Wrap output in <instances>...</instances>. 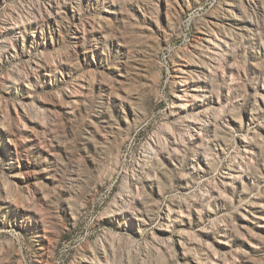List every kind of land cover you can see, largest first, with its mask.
<instances>
[{
	"label": "rangeland",
	"instance_id": "374dc122",
	"mask_svg": "<svg viewBox=\"0 0 264 264\" xmlns=\"http://www.w3.org/2000/svg\"><path fill=\"white\" fill-rule=\"evenodd\" d=\"M0 264H264V0H0Z\"/></svg>",
	"mask_w": 264,
	"mask_h": 264
}]
</instances>
